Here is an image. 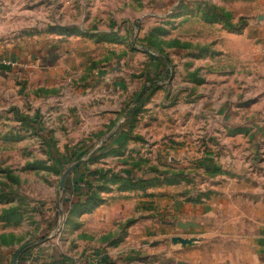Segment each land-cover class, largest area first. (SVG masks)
Returning a JSON list of instances; mask_svg holds the SVG:
<instances>
[{
  "label": "rangeland",
  "instance_id": "1",
  "mask_svg": "<svg viewBox=\"0 0 264 264\" xmlns=\"http://www.w3.org/2000/svg\"><path fill=\"white\" fill-rule=\"evenodd\" d=\"M13 1L0 5V253L237 258L207 232L181 243L159 232L264 206V54L238 40L257 0ZM183 63L215 80L211 134L181 133Z\"/></svg>",
  "mask_w": 264,
  "mask_h": 264
},
{
  "label": "crops",
  "instance_id": "2",
  "mask_svg": "<svg viewBox=\"0 0 264 264\" xmlns=\"http://www.w3.org/2000/svg\"><path fill=\"white\" fill-rule=\"evenodd\" d=\"M2 3L6 5L15 4L13 0H0V5ZM3 4V5H4ZM256 12L249 15V17L244 19V29L241 31L240 36L238 37L239 43L243 44V47L248 48L247 50L250 53L255 54L256 56H262L264 54V0H257L256 6H254ZM2 20V17L0 18ZM259 64V65H258ZM258 67L262 68L261 63H258ZM186 63L182 64V71L185 76L180 77L176 82L172 83L177 84L178 92L181 97L180 106L177 107L176 113H181V133L182 134H211L213 133L214 126H210L209 121L214 117V100L212 99L216 91L212 88L214 86V79H204L201 83L192 79L187 75V69L189 67L185 66ZM220 82L224 85H231L238 83L239 86L243 85L246 81L245 79H221ZM262 79H255L254 86L255 88L259 85H262ZM201 85V87H199ZM255 91V90H254ZM219 92V91H217ZM230 88L227 87L226 94L228 95ZM225 94V90L222 91ZM261 101L263 95L258 93ZM175 113V114H176ZM221 158V157H220ZM219 158V160H220ZM209 159V162H208ZM217 155H213V152H209L207 156L203 159L205 164L208 163H217ZM221 215H219V220L214 221L213 223H208L206 227H202L199 224L193 227L183 228L181 224L175 225L172 227L160 228V237L163 240L167 238L175 239L181 243L183 240L198 241L201 240L200 237L203 233L207 232L208 240H222V245L225 246H234L237 247L234 249V256L237 258L231 259L230 252L228 256L224 259V264H264V206H256L255 211L250 213L247 209L239 208L238 215L230 219V217L224 216V210H221ZM217 217V216H216ZM181 219V218H180ZM179 220V219H178ZM177 221V219H176ZM150 231H148L147 235ZM185 235V237H184ZM220 238V239H219ZM162 240V241H163ZM165 244V243H164ZM21 257L24 259V256H18V264H22V261H19ZM57 256H54L53 252H49L43 258L33 259L29 258L27 264H47L49 262L58 261ZM197 255L191 254L189 257L191 264H196L195 258ZM176 261H182V256L176 257ZM70 261V264H85L81 261L76 260ZM13 258L9 255L8 252L2 250L0 253V264H13ZM197 260V259H196ZM20 262V263H19ZM24 262V261H23ZM88 264H126L124 261H118L115 256H108L107 258L90 260ZM132 264V263H130ZM177 264V263H175Z\"/></svg>",
  "mask_w": 264,
  "mask_h": 264
},
{
  "label": "built area",
  "instance_id": "3",
  "mask_svg": "<svg viewBox=\"0 0 264 264\" xmlns=\"http://www.w3.org/2000/svg\"><path fill=\"white\" fill-rule=\"evenodd\" d=\"M18 259H17V257H16V259L15 260H13V264H18Z\"/></svg>",
  "mask_w": 264,
  "mask_h": 264
},
{
  "label": "water",
  "instance_id": "4",
  "mask_svg": "<svg viewBox=\"0 0 264 264\" xmlns=\"http://www.w3.org/2000/svg\"><path fill=\"white\" fill-rule=\"evenodd\" d=\"M16 257H17V255H16ZM16 257L14 258V260L16 259Z\"/></svg>",
  "mask_w": 264,
  "mask_h": 264
}]
</instances>
